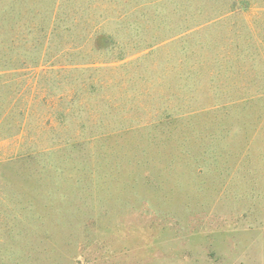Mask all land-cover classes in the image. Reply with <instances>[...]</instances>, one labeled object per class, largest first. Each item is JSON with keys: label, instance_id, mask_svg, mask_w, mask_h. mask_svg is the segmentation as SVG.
Here are the masks:
<instances>
[{"label": "rangeland", "instance_id": "1", "mask_svg": "<svg viewBox=\"0 0 264 264\" xmlns=\"http://www.w3.org/2000/svg\"><path fill=\"white\" fill-rule=\"evenodd\" d=\"M261 5L0 0V264H264Z\"/></svg>", "mask_w": 264, "mask_h": 264}, {"label": "crops", "instance_id": "2", "mask_svg": "<svg viewBox=\"0 0 264 264\" xmlns=\"http://www.w3.org/2000/svg\"><path fill=\"white\" fill-rule=\"evenodd\" d=\"M261 11H264V5H261L259 8ZM235 15H237L238 13H234ZM250 31V30H249ZM251 39H249L248 37V41L246 40V43H244L242 47L247 48L251 53H257L256 49L257 46L259 44V42L256 39H253L254 37L252 35H250ZM253 41V42H252ZM260 45V44H259ZM240 46V45H239Z\"/></svg>", "mask_w": 264, "mask_h": 264}]
</instances>
